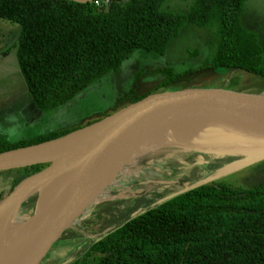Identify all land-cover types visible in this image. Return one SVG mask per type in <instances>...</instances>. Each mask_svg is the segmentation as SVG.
<instances>
[{"label": "trees", "instance_id": "trees-1", "mask_svg": "<svg viewBox=\"0 0 264 264\" xmlns=\"http://www.w3.org/2000/svg\"><path fill=\"white\" fill-rule=\"evenodd\" d=\"M97 1L0 0V18L21 27L17 64L39 109L69 102L136 50L163 54L186 23L217 25V49L202 73L222 68L264 79L257 37L240 20L245 0H190L186 13L162 8L166 0ZM161 71L167 76L162 86L185 74ZM72 131L15 143L0 137V153ZM47 165L24 171L32 174ZM204 167L209 175L220 164ZM65 258L62 264H264V185L235 189L216 179L153 205L135 200L115 228Z\"/></svg>", "mask_w": 264, "mask_h": 264}, {"label": "rangeland", "instance_id": "rangeland-1", "mask_svg": "<svg viewBox=\"0 0 264 264\" xmlns=\"http://www.w3.org/2000/svg\"><path fill=\"white\" fill-rule=\"evenodd\" d=\"M189 6L190 0H166L162 8L186 13ZM240 20L244 28L255 33L264 67V0H245ZM20 28L17 23L0 18V137L10 143L32 140L49 132L83 128L129 107L133 99L141 96L148 99L191 96L235 106H251L264 100V79L259 76L222 68L202 73L210 65L217 49V25L197 27L186 23L163 54L136 50L117 70L95 80L69 102L44 111L35 106L18 68L16 40ZM166 68L174 74H185L162 86L160 84L167 76L161 70ZM171 151V146H162L153 152L151 163L146 164L140 159L138 164L142 167L147 165V171L127 174L121 186L127 196H120L119 191L114 190L112 197L90 206L88 215L62 232L39 264H62L67 254L69 257L77 254L87 241L121 223L124 210L133 201L145 200L151 205L156 204L207 176V167L196 166L200 160L194 158L195 153L183 158L163 155ZM204 160L208 161L207 157ZM25 167L0 170L3 186H11L9 189L0 187V201L12 187L41 170L27 175ZM111 167L103 166L89 173L97 174L92 176L95 177ZM121 170L126 171L127 165ZM218 180L235 189L264 185V160L224 173ZM36 199L37 194L34 193L18 203L14 221L9 225H18L25 219L29 221L27 227L30 226Z\"/></svg>", "mask_w": 264, "mask_h": 264}, {"label": "water", "instance_id": "water-1", "mask_svg": "<svg viewBox=\"0 0 264 264\" xmlns=\"http://www.w3.org/2000/svg\"><path fill=\"white\" fill-rule=\"evenodd\" d=\"M132 131L137 135L134 144L140 148L158 143L161 137L175 140L185 136L264 145V100L251 106H235L191 96L145 98L60 138L1 152L0 170L48 163L12 187L0 201L1 214L8 206L37 194L30 226L15 264L41 262L49 247L72 226L78 215L79 192L87 180L83 166L94 154L103 155L117 139ZM261 160H264V153L243 158L179 191L204 185L224 173ZM204 163L208 161L197 162ZM0 187L11 188L10 184L3 186L2 181Z\"/></svg>", "mask_w": 264, "mask_h": 264}, {"label": "bare ground", "instance_id": "bare-ground-1", "mask_svg": "<svg viewBox=\"0 0 264 264\" xmlns=\"http://www.w3.org/2000/svg\"><path fill=\"white\" fill-rule=\"evenodd\" d=\"M136 136L133 131L123 135L115 141L106 153L99 157L94 154L90 161L83 166L84 172L87 173V180L80 189L78 199L81 206L72 225L80 223L88 215L90 206L112 197L114 190H118L120 196H127L128 193L121 188L127 174L146 172L147 165L142 167L138 164V161L142 159L145 160L146 164L151 163L154 157L153 152L155 153L162 146L172 147L171 152L163 153V155H175L183 158L189 153H195L194 158H197V160L202 161L204 157H207L209 162L219 163L220 170L243 158L264 153V145L261 144H243L196 136L174 138L175 140L161 137L157 141L158 143L146 144L140 148L137 144H134L136 143ZM128 150L129 152L125 155ZM124 165H127L126 171L121 170ZM103 166L112 167L95 177L92 176L97 174L92 175L89 173V171ZM152 187L154 185L149 186V188ZM17 209V203H15L8 206L0 214V264H15L24 245V234L26 235L29 229V226L27 227L29 221L25 219L18 225H9L14 221L13 216Z\"/></svg>", "mask_w": 264, "mask_h": 264}, {"label": "flooded vegetation", "instance_id": "flooded-vegetation-1", "mask_svg": "<svg viewBox=\"0 0 264 264\" xmlns=\"http://www.w3.org/2000/svg\"><path fill=\"white\" fill-rule=\"evenodd\" d=\"M210 163H212V162H209V161H208V163L197 164L196 166H197V167L207 166V165H209ZM202 168H203V167H202Z\"/></svg>", "mask_w": 264, "mask_h": 264}, {"label": "built area", "instance_id": "built-area-1", "mask_svg": "<svg viewBox=\"0 0 264 264\" xmlns=\"http://www.w3.org/2000/svg\"><path fill=\"white\" fill-rule=\"evenodd\" d=\"M99 2L97 0H95V4H98Z\"/></svg>", "mask_w": 264, "mask_h": 264}, {"label": "crops", "instance_id": "crops-1", "mask_svg": "<svg viewBox=\"0 0 264 264\" xmlns=\"http://www.w3.org/2000/svg\"><path fill=\"white\" fill-rule=\"evenodd\" d=\"M20 71V70H19ZM21 73V72H20Z\"/></svg>", "mask_w": 264, "mask_h": 264}]
</instances>
